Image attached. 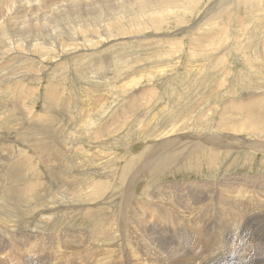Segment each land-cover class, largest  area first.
I'll return each mask as SVG.
<instances>
[{"label":"rangeland","instance_id":"obj_1","mask_svg":"<svg viewBox=\"0 0 264 264\" xmlns=\"http://www.w3.org/2000/svg\"><path fill=\"white\" fill-rule=\"evenodd\" d=\"M263 2L0 0V264H264Z\"/></svg>","mask_w":264,"mask_h":264},{"label":"bare ground","instance_id":"obj_2","mask_svg":"<svg viewBox=\"0 0 264 264\" xmlns=\"http://www.w3.org/2000/svg\"><path fill=\"white\" fill-rule=\"evenodd\" d=\"M264 3V2H263ZM166 5V4H165ZM264 13V12H263ZM23 92V91H22ZM114 111V110H113ZM251 135V134H250ZM47 140V139H46ZM121 143V142H120ZM51 149V148H50ZM242 152H243V150H242ZM168 153V152H167ZM159 155V154H158ZM144 158H146V157H144ZM143 158V159H144ZM154 158V157H153ZM152 158V159H153ZM147 159V158H146ZM135 160H136V158H135ZM146 161V160H145ZM124 162V161H123ZM146 163V162H145ZM151 163V162H150ZM143 164V163H142ZM162 166L163 167H165L166 166V161L165 160H163L162 161ZM130 165V164H129ZM148 165V164H147ZM155 167H161L160 165H155ZM162 167V168H163ZM139 169V168H138ZM148 169V168H147ZM157 170H159V169H157ZM155 171V170H154ZM138 172V171H137ZM156 172V171H155ZM150 173V172H149ZM159 173V172H158ZM94 174V173H93ZM151 175V174H150ZM155 175V174H154ZM138 176V175H137ZM134 177H135V175H134ZM137 179V178H136ZM129 181V180H128ZM153 181V180H152ZM128 185V184H127ZM131 186V185H130ZM134 186V185H133ZM239 189V188H238ZM162 191V190H161ZM122 192V191H121ZM127 193H128V191H127ZM161 193V192H160ZM125 194V193H124ZM127 195V194H126ZM113 196H115V195H113ZM76 197V196H75ZM113 198V197H112ZM124 199V198H123ZM132 199V198H131ZM104 200V199H103ZM162 201V200H161ZM164 201V200H163ZM107 202V201H106ZM96 203V202H95ZM115 203V202H114ZM114 203H113V205H114ZM122 203H123V200H122ZM121 203V204H122ZM101 204V203H100ZM158 204V203H157ZM102 205V204H101ZM106 205V204H105ZM128 205V204H127ZM186 205V204H185ZM175 206V205H174ZM181 206V205H180ZM79 207V206H78ZM91 207V206H90ZM263 207V206H262ZM179 210V209H178ZM181 210H183V209H181ZM259 210V209H258ZM261 210H263V209H261ZM255 211V210H254ZM253 212H251V214H252ZM259 213V212H258ZM262 213V212H261ZM10 214V213H9ZM135 215V214H134ZM262 215V214H261ZM16 216V215H15ZM119 217V216H118ZM123 217V216H122ZM51 218V217H50ZM126 218V217H125ZM263 218V217H262ZM173 219V218H172ZM7 222V221H6ZM11 222V221H10ZM14 222V221H13ZM259 222V221H258ZM131 223V222H130ZM131 225V224H130ZM115 226V225H114ZM139 227V226H138ZM13 228V227H12ZM125 228V227H124ZM130 228V227H129ZM121 229V228H120ZM119 229V230H120ZM132 230V229H131ZM231 230V229H230ZM102 231V230H101ZM107 231H109V230H107ZM118 231V230H117ZM128 232V231H127ZM131 232V231H130ZM144 232V231H143ZM211 232V231H210ZM132 234V233H131ZM6 235V234H5ZM85 235V234H84ZM109 235V234H108ZM219 235V234H218ZM93 236V235H92ZM91 236V237H92ZM116 236V235H115ZM132 236V235H131ZM209 236V235H208ZM8 237H9V235H8ZM109 237V236H108ZM111 237V236H110ZM98 238V237H97ZM125 238V237H124ZM128 238V237H127ZM102 239H103V237H102ZM87 240V239H86ZM92 240V239H91ZM121 240V239H120ZM124 240V239H123ZM131 240V239H130ZM185 240V239H184ZM251 240V239H250ZM76 241V240H75ZM75 241H74V243H75ZM88 241V240H87ZM94 242V241H93ZM133 243V242H132ZM165 243V242H164ZM253 243V242H252ZM116 244V243H115ZM134 244H135V242H134ZM6 245V244H5ZM88 245V244H87ZM91 245V244H90ZM125 245V244H124ZM141 245V244H140ZM162 245V244H161ZM123 246V245H122ZM145 246V245H144ZM148 246V245H147ZM36 247V246H35ZM92 247V246H91ZM105 247V246H104ZM174 247V246H173ZM187 247V246H186ZM238 247V246H237ZM106 248V247H105ZM134 248V247H133ZM182 248V247H181ZM190 248V247H189ZM193 248V247H192ZM228 248V247H227ZM236 248V247H235ZM255 248V247H254ZM22 249V248H21ZM24 249V248H23ZM31 249V248H30ZM29 249V250H30ZM72 249V248H71ZM91 249V248H90ZM89 249V250H90ZM154 250H155V248H153ZM160 249V248H159ZM188 249V248H187ZM246 249V248H245ZM62 250V249H61ZM60 250V251H61ZM104 250V249H103ZM112 250V249H111ZM114 250V249H113ZM123 250V249H122ZM223 250V249H222ZM247 250V249H246ZM249 250V252H250V249H248ZM247 250V251H248ZM252 250V249H251ZM254 250V249H253ZM84 251V250H83ZM88 251V250H87ZM102 251V250H101ZM106 251V250H105ZM135 251V250H134ZM151 251V250H150ZM155 251H157V250H155ZM255 251V250H254ZM71 252V251H70ZM107 252V251H106ZM28 253V252H27ZM63 253V252H62ZM81 253V252H80ZM89 253V252H88ZM117 253V252H116ZM230 253V252H229ZM235 253H237V252H235ZM259 253V252H258ZM67 254H68V251H67ZM90 254V253H89ZM104 254V253H103ZM102 254V255H103ZM121 254H123L122 252H121ZM149 254V253H148ZM158 254V253H157ZM4 255V254H3ZM2 255V256H3ZM88 255V254H87ZM91 255H92V253H91ZM99 255V254H98ZM108 255V254H107ZM169 255V254H168ZM1 256V255H0ZM67 256V255H66ZM106 256V255H105ZM141 256V255H140ZM140 256H138V255H134V257H135V259H137V260H139L138 261V263H141V264H144L145 263V260H144V258H140ZM152 256V255H151ZM185 256V255H184ZM4 257H6V256H4ZM93 257V256H92ZM95 257H101V256H95ZM94 257V258H95ZM123 257V256H122ZM163 257V256H162ZM1 258V257H0ZM68 258V257H67ZM72 258V257H71ZM93 258V259H94ZM151 258V257H150ZM158 258V257H157ZM160 258V257H159ZM246 258V257H245ZM89 259V258H88ZM96 259V258H95ZM77 260H78V258H77ZM90 260V259H89ZM160 260V259H159ZM185 260H187V259H185ZM240 260V259H239ZM66 260L64 259V262H65ZM68 261V260H67ZM86 261V260H85ZM99 262V261H98ZM119 262V261H118ZM123 262H125L124 260H123ZM226 262V261H225ZM59 263V262H58ZM66 263V262H65ZM70 263V262H69ZM93 263V262H92ZM100 263V262H99ZM161 263V262H160ZM257 263H259L258 261H257ZM57 264V263H56ZM91 264V263H90ZM119 264V263H118ZM121 264V263H120ZM125 264V263H124ZM167 264V263H166Z\"/></svg>","mask_w":264,"mask_h":264}]
</instances>
